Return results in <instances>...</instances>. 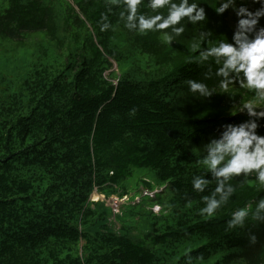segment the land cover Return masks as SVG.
Masks as SVG:
<instances>
[{"label":"trees","instance_id":"trees-1","mask_svg":"<svg viewBox=\"0 0 264 264\" xmlns=\"http://www.w3.org/2000/svg\"><path fill=\"white\" fill-rule=\"evenodd\" d=\"M65 1L0 0V38L48 33L51 22L66 43L53 66L31 62L17 85H0V264H264V219L251 215L264 185L254 174L230 179L229 200L200 213L217 183L202 163L208 139L246 120L236 107L255 100L235 81L220 86L222 62L201 61L205 48L231 42L234 13L219 17L218 0H196L209 23L185 20L168 43V30L126 27L125 0H78L77 12ZM155 14L148 0L137 7V16ZM188 80L213 97L197 100ZM141 171L156 201L136 196L112 220L90 202L94 189L128 196L125 180ZM195 176L209 180L203 192ZM246 206L244 224L229 227Z\"/></svg>","mask_w":264,"mask_h":264},{"label":"clouds","instance_id":"clouds-1","mask_svg":"<svg viewBox=\"0 0 264 264\" xmlns=\"http://www.w3.org/2000/svg\"><path fill=\"white\" fill-rule=\"evenodd\" d=\"M142 0H125L127 8V24L129 29L138 28L141 32L153 30H168L164 33L165 41L171 43L174 37H180L188 24L198 22L209 23V17L202 3L196 0H148V6L156 12L152 16H137V7ZM251 4L259 5L255 10L249 7V0H218L215 10L217 16L222 17L231 10L236 17L235 30L231 42L221 41L218 46L205 48L201 53V61L214 57L222 66L216 75L221 77L220 86L227 88L233 81L240 87L252 90L255 100L240 107L239 113L248 118L239 123H223L216 133L211 135L206 144L202 163L216 179V187L211 197H205L206 206L200 209L201 214L212 216L222 204L229 200L235 191L227 183L233 177L248 178L254 174L255 179L264 185V0H250ZM166 9V13L158 10ZM109 27L107 23L101 30ZM189 91L198 93L199 101H206L213 97L214 92L203 82L188 80ZM135 114V109L132 110ZM209 180L204 176L192 179L194 191L203 192ZM217 196L219 198H217ZM250 215V207L238 209L232 214L229 227L242 226ZM251 215L256 219H264V198H261ZM256 237L251 236L255 243Z\"/></svg>","mask_w":264,"mask_h":264},{"label":"rangeland","instance_id":"rangeland-1","mask_svg":"<svg viewBox=\"0 0 264 264\" xmlns=\"http://www.w3.org/2000/svg\"><path fill=\"white\" fill-rule=\"evenodd\" d=\"M66 4H69L77 12L78 0H66L65 9ZM48 28H50L48 33L43 31L28 33L21 41L0 38V85L14 87L23 79L29 63L37 62L53 66L54 59L60 58L62 54L66 53L63 32L59 30L57 33H54V25L51 22H49ZM244 104H239L236 108L240 110V107ZM261 106L262 104L256 105V107ZM145 175H150V173L141 171L139 174L131 175L125 180L124 184L128 187L130 194L122 200H119L115 195L105 198L102 195L94 193L90 198V202L97 204V208L100 211L109 207L112 211L109 220H112L118 214L123 202L132 200V198H134L133 202H137L138 198L136 196L142 197L148 195L151 197L154 193L160 192L159 190H153L152 192L154 193H145L149 189L147 184L144 185L143 183ZM151 200L156 201L155 198H151ZM157 206L158 203L153 202L150 207L154 214L159 213V207ZM98 226L96 225L90 233L95 234ZM116 226L120 227L121 224L117 223Z\"/></svg>","mask_w":264,"mask_h":264}]
</instances>
